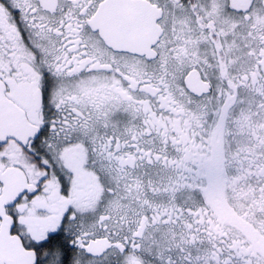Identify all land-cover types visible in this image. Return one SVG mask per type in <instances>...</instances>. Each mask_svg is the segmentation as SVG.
I'll list each match as a JSON object with an SVG mask.
<instances>
[{"label":"snow or ice","instance_id":"snow-or-ice-1","mask_svg":"<svg viewBox=\"0 0 264 264\" xmlns=\"http://www.w3.org/2000/svg\"><path fill=\"white\" fill-rule=\"evenodd\" d=\"M0 264H264V0H0Z\"/></svg>","mask_w":264,"mask_h":264}]
</instances>
